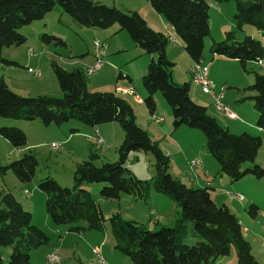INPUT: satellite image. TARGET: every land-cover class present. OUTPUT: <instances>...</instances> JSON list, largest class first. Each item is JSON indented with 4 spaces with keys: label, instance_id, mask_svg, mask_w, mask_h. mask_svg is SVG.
Returning <instances> with one entry per match:
<instances>
[{
    "label": "trees",
    "instance_id": "obj_1",
    "mask_svg": "<svg viewBox=\"0 0 264 264\" xmlns=\"http://www.w3.org/2000/svg\"><path fill=\"white\" fill-rule=\"evenodd\" d=\"M234 1L237 27L252 25L264 33V0H149L152 9L162 15L184 43V50L195 64L203 60L206 37L210 35L211 5ZM60 7L77 24L85 28L109 29L118 25L146 54L155 56L143 76L148 94L144 104L150 113L156 110L155 94L163 95L173 114L174 129L187 127L203 132L206 148L220 165L221 175L233 182L247 177L264 180V166L256 163L262 138L248 133L232 134L211 117L206 107L194 103L190 97V83L178 85L171 79L175 66L166 54L169 37L151 28L138 12L123 13L94 0H0V50L20 47L26 37L19 30ZM46 44L55 42L65 46L62 39L44 34ZM213 55L238 60L245 69L246 62H262L264 46L247 36L237 41L233 32L226 33L222 42L211 46ZM17 66L16 63L2 60ZM52 68L63 93L62 98L49 96L23 97L8 87L0 77V118L36 121L45 126H61L78 121L93 127L118 123L124 132L117 149L118 160L106 162L99 155L77 165L74 185L62 187L47 177L39 184L47 197L46 211L56 226L68 225L70 232L102 231L106 219L95 196L84 190L86 184H106L100 192L104 200L119 199L122 194L147 202L152 189L174 200L179 216L172 227L150 231L145 225L124 220L119 213L109 222L115 238L114 249L127 256L132 264H220L221 258L235 249L238 264H260L252 254L238 217L226 206L217 205L210 188L187 186L169 174L170 158L163 153L148 133L135 120L132 106L114 92H90L81 69L66 71L57 62ZM118 78H122L121 74ZM244 91L254 92L248 97L259 114L258 126H264V74L255 72V83ZM0 137L19 150L27 146L25 132L18 128H0ZM133 152L151 153L155 157L156 176L151 180L137 178L127 167ZM101 161L97 166L95 162ZM249 164L244 168L245 164ZM38 160L32 152L2 165L0 175L13 172L22 183L31 182L38 169ZM248 215L257 219L260 209L251 204ZM195 234L194 245L186 236ZM197 237V238H196ZM49 243L48 235L33 224V217L11 192H3L0 201V248H11L8 260L0 254V264H32L31 252Z\"/></svg>",
    "mask_w": 264,
    "mask_h": 264
},
{
    "label": "rangeland",
    "instance_id": "obj_2",
    "mask_svg": "<svg viewBox=\"0 0 264 264\" xmlns=\"http://www.w3.org/2000/svg\"><path fill=\"white\" fill-rule=\"evenodd\" d=\"M94 1L100 2L101 4L108 7H114L123 13L138 12L141 15L147 14L148 11L152 10L149 0ZM60 13H62L63 16H60ZM236 13L237 8L234 1L220 4L216 3L214 7H211L210 35L206 37L204 41V64H206V66L208 65L210 70L215 69L214 76L216 78H223V80H228L229 82L233 83L240 82L241 84L246 85L244 87H247L255 83V72L264 74V68H262L259 63L252 61L246 62L244 69L243 65L238 60L220 56L214 57L213 53L211 52V46L213 42L215 41L218 43L224 41L226 38V33L228 32H233L237 41L241 42L247 36H251L255 40L260 41L264 46V33L259 32L254 26L248 24L244 25L242 28L237 27L234 20V16L236 15ZM45 23L47 24V32H41L40 30L44 28ZM32 25L33 26H25L19 30V33L23 36L27 34V42L24 45L20 47H12L11 51H13L14 53L8 52V50L5 49L3 50V56H0V77L3 78V80L9 86L10 90L14 91L16 94L23 97H37L39 95H37L36 92H33L30 88L41 90L40 87L48 86L50 87V93L48 94L51 95L46 96L54 98L63 97V93L60 94L61 89L53 71L52 62H57L68 72L74 71L75 68L72 66L65 67L62 61L66 63V61L68 60L65 61L60 59V56L57 57V54L61 55L62 57H69L70 50L68 49L70 47L68 48L62 45H57L55 42L46 44L42 41V36L44 34L52 36L54 32H56L55 34H57V36L58 34H60L57 38H61L60 36L62 34V38H65L66 40L68 39L71 46L74 47V52H76V54H79L77 52H84V50H87L88 46L90 47V49H93L92 46L94 45V42L96 40H98L102 45L106 47V51L108 50L105 54V59L107 60L105 66H103L98 72L87 76V83H90L92 88L91 90H95L94 92H115L116 84H118L119 86L120 83L124 82L123 79H117L118 70H115V68H121L125 72L130 71L134 80V87H140V89H143L147 94L143 86L142 79L143 76H145V74L147 73L148 66L151 63V60L155 56L148 55L139 47H137V45L133 42L130 35L126 31L122 32L123 35H125V38H123L124 36L122 37L120 35H112L114 29L120 28L118 25H116L115 28L111 27L106 30L98 28H85L77 24L70 16L63 13L60 7H57L54 11L49 13L45 19L36 21ZM157 28L160 30L159 27ZM163 33L165 35H170V33H167L166 29ZM168 48L172 51V57L174 58L173 62L175 63V66L172 69L173 76L178 82L176 83L172 79L171 80L178 85H183L190 82L191 91L195 96H197V102L194 101V103H197L199 105L201 104L202 106L207 107L210 116L215 114L220 120L227 121L229 118L228 113H226L224 110H221V107H219L218 104H225L229 98L226 97V99L222 98L221 101H217L213 97L212 93L204 91L200 85L192 80V77H190L188 73L190 71L189 68H192V61L186 51L181 47V45L178 46L170 42L169 40ZM29 49H31L35 53L34 56H28ZM2 58L8 60V62L17 63L18 65H7L6 63L2 62ZM29 59L33 60L34 64L27 66L25 64V61ZM75 59L76 60L72 62H79L80 64L82 63L83 58H81V56L76 57ZM36 63H39V65H35ZM30 66L31 70H37L34 72L30 71L32 73H35V76L29 72ZM40 72L42 75L38 76L37 73ZM51 78L53 79V82L56 81L57 88L60 89H57L56 94L58 95H53L55 94L54 92H56V89H54L51 84ZM40 82H43L42 86L39 85ZM212 92L215 93L213 89ZM243 92H246L245 97L255 94L254 92L250 91L243 90ZM147 96L148 94L146 95V97ZM155 99L159 107L160 114L162 115L163 119L165 118L164 122L167 120V115L170 119L171 124L173 125L172 110L163 95L158 92ZM128 101L132 103L130 99H128ZM132 104L130 105L134 110V115L136 117V115L138 114V116L140 117V125L143 126V128L140 125L138 126H140L142 129H147V120L142 118L143 115L140 110L136 109ZM141 109L143 110L145 118L149 117L150 119H152L151 114L147 110L145 104H143ZM0 121H7V124H9V122L11 124H15V126H12L13 128H18L24 131L27 135L29 145L41 144L38 147H29L27 149L26 146L23 149L26 151L22 153V156L24 153L32 152L33 154H35L39 163L36 175L31 182H20L11 171L4 176L0 175V201L1 194L3 192L13 193L14 196L22 203L24 209L27 212H29V210H33L32 212L35 214V218L33 221L34 225L35 223H39L42 221V214L47 215V197L46 194L39 189V184L43 180H45L47 177H51L56 181L58 179L57 182L62 187H73L74 181H72V173L75 172L77 165L79 164V159L88 158L89 156L96 154L102 156V159L104 161L115 162L117 159H119L116 154V149L119 148L124 138L123 130H119L122 128L118 123H116L117 127H119L118 130H115L117 132L112 131L111 133V130H107V134L102 135V137L97 135L98 137L95 136L91 139L89 137V139H86V141L82 139L83 142L81 143L85 142V145L78 148V150L80 151L76 152L77 150L72 144V149L76 152L72 153L67 145L62 142L63 137L60 132V129H66V127H68L67 123H65V125L63 124L64 126H60V128H58V126L54 124L47 127L40 120H36L33 122L14 119ZM76 123L77 122L74 121L69 125H75ZM100 126L108 127L107 129L110 128V124L99 125L97 127ZM156 127L158 126L156 125ZM146 129L144 130L147 131ZM197 133L202 136L200 141H197L199 149L201 147L203 148L202 150L204 152H208L206 148V138L203 132L198 130ZM157 136L158 140L161 139L162 141H164L165 139H168V137H165L164 135H158V133ZM262 139L264 143V138ZM53 144H56L55 147H53ZM203 144L205 147L203 146ZM57 145L58 147L56 148ZM19 151L20 150L14 148L9 141L5 140L4 138H0V160L2 165L7 166L8 164L20 159L22 156L20 157ZM84 151L85 153H82ZM260 153H264V145L262 149H260ZM209 155L211 154L209 153ZM90 159L91 158L89 157L86 161ZM180 160V157H178L177 159L174 158L175 163H179ZM213 161L218 163L214 158ZM155 163L156 161L153 154L133 152L129 156L126 167L137 178L141 180H151L156 176ZM194 163L190 164L191 172L195 171L194 167H198ZM95 164L97 166H101L102 162L97 161L95 162ZM248 166L249 164L247 163L244 165V168ZM85 187L90 188H84V190L92 193L95 196L98 204L102 209V213L104 215V218L106 219L104 229L102 231H86L78 234L76 232H70V226H56L50 220V226L42 227L44 232L49 237V243L31 252L30 255L32 264H50L47 260L49 256H56L58 258L57 262H53L51 264H100L93 253V250L96 248L100 249L102 257H105L107 260V264H123L122 262L124 260L126 262L125 264H132L131 260L127 256L120 252H117L113 248L116 242L113 236L109 219L114 214L119 213L121 217L127 221L140 222L141 224L145 225L146 228L150 231L159 230L163 227H166L163 226L166 223L167 227H172L175 224L170 223V217L176 215L175 211L177 212V209L179 211L177 203L167 196H165L166 198L163 197L164 195L159 194L154 189H152L151 191L149 200L147 202H143L140 200H136L132 196L126 194H122L121 199L104 200L100 197V192L104 187H106V184H86ZM161 197L162 199L170 201L169 205H167L168 203L164 204L165 202L160 201L159 199H161ZM218 197L220 199H217ZM155 199L156 203L159 204V212L164 211L166 218H168L167 220L160 219V226H158L156 222L161 216V213H153V209L155 208L152 205L155 204L152 201ZM216 199L219 205L228 204L231 208H240L236 204L238 203V201L233 197H230L227 191H218ZM230 199H232L236 203L232 202ZM155 206L157 207V205ZM257 223L258 225L250 227V233H248L247 238L249 240H253L250 245L256 255L255 259L259 263L264 264V229L259 226L263 223L262 220H259ZM246 226L247 225H245V227ZM195 236V234L189 233L185 237L186 242H188L189 245L196 244L197 241L194 240ZM249 240L247 241L249 242ZM110 253H113L115 256L117 255V257H119L117 259L119 260L111 258V256L108 255ZM0 254L5 260H8L11 254V248H0ZM222 259H225L227 264H238L237 254L234 248H232L229 256Z\"/></svg>",
    "mask_w": 264,
    "mask_h": 264
},
{
    "label": "crops",
    "instance_id": "obj_3",
    "mask_svg": "<svg viewBox=\"0 0 264 264\" xmlns=\"http://www.w3.org/2000/svg\"><path fill=\"white\" fill-rule=\"evenodd\" d=\"M47 15H46V17H47ZM141 15L146 20L148 25L151 28H153L155 31L163 33V32H165V29H166L167 33H171V34H173V36L175 35V37H176V33L174 32V29L167 23V21L164 19V17L162 15H159L153 9L151 11H148L147 14H141ZM60 16H63V14L60 13ZM32 24L29 26H33ZM154 24H155V26H154ZM115 26L116 25H114L112 28H115ZM157 27H159L160 30ZM40 31L41 32H47V24L46 23L44 25V28H42ZM122 32L123 31H121L120 28L119 29L116 28V29H114V32L112 33V35H117V36L120 35L122 37L124 36L123 38H125V35H123ZM55 33L56 32H54L52 35L55 37H59L60 34H58V36H57V34H55ZM26 35L27 34H25V37H27ZM60 37H61L60 39H62V41L65 42V47H68V48L70 47L68 49V50H70V55H69V57H62L61 55L57 54V57L60 56V59L65 60V61L68 60V61H66V63H64L62 61V63L65 65V67H68V66L71 67L72 66L75 68V70L81 69L84 72L86 79H87V76H89V74H87V72H86L87 68L89 69L90 67L97 64L98 60L103 61V66H105V63H107L106 62L107 60L105 59V54L107 53L108 50L105 51L104 54H100L99 50H97V48L95 47V42L98 40H96L94 42V45L92 46L93 49H90V47L88 46L87 50H84V52L83 51L77 52L79 54H76V52H74L75 51L74 47L71 46V44L69 43V40L62 38L63 37L62 34ZM108 38H109V36H108ZM26 42H27V40H26ZM214 43H217V42L214 41L213 44ZM177 45L178 46L181 45V47L184 49V43L181 40H179V43ZM11 48L12 47L4 48V49L0 50V56H3V50H5V49H7L8 52H13V51H11L12 50ZM30 50L31 49H29V51ZM29 51H28L29 57H32L35 55V53L32 50L31 51L33 52V54L29 55ZM77 51H80V50H77ZM54 54H56V53H54ZM166 54H167V57L173 62L174 58L172 57V51L168 47L166 49ZM79 56H81V58H83L81 64L79 62H72V61L76 60L75 59L76 57H79ZM213 56L215 57L216 55H213ZM220 57H222V56H220ZM204 59L205 58L203 56V60H202L203 64L205 63ZM2 60H5V59L2 58ZM6 61H8V60H6ZM77 63H78V65H77ZM25 64L27 66H29L31 64L33 65L34 63H33V60L29 59V60L25 61ZM194 64L195 63L192 61V66ZM35 65H39V63H36ZM204 65H206V64H204ZM208 69H209V77L212 81V89L215 92V94L222 93V98H224V99H226V97L229 98L225 104L222 103L223 106H225L227 108V111L220 108L221 110H224L226 113H228L229 118L225 115L228 118V120L227 121L220 120L215 114L211 115V116H213L214 118L217 119L216 121L218 122V124L220 126H222V128H225L226 130H228L232 134L240 135L243 133H249L251 135H254V136L258 135L259 137L264 138V126L263 127L258 126L259 114L256 111V109L254 108L253 102L250 101V99H246V98L251 97V96L248 95V97H245L246 92H243V90L249 86L244 87L246 85H243L240 82L233 83V82H229L228 80H223V78L222 79L216 78L214 76L215 69L210 70L209 66H208ZM115 70H118L117 71L118 72L117 73V79H119V80L123 79L124 82L120 83L119 86H118V84H116L114 93L118 94L122 98H125V100L128 103H130V104L134 103L132 105H134V107L136 109H139L143 115L142 118L147 120V122H148L147 127L148 128L147 129L144 128V129L147 130L146 132L149 134L150 138L154 142L158 143V146L162 149V151L165 153V155L170 157L171 163H170L169 173L173 177L180 180L182 183L186 184L187 186H191L194 188H210L212 198L214 199V201L216 202L217 205H219L217 199H220L219 197L216 199V195H217L218 191H227L228 195L230 197H233L235 200H237L238 203H236L232 199H230V200L232 202H235L240 208L234 209V208H231L228 204H227L228 206L226 204H223V205H226L238 217V219L242 225L243 234H244V237L246 240H249L247 238V235H248V233H250V227L254 226V225H258L257 222L259 220H262V223H263V224H260L259 226H261L264 229V181L256 179L254 177H247L241 182H233L227 176L221 175L219 163H216L215 161H213V158L211 157V155H209L208 152H204L202 150L203 148L200 147V149H199V147L197 145V141H200L202 136L199 133H197L198 130L190 129L187 127H180L178 129H174L173 125L171 124L170 119L167 115H166L167 120L164 122L165 118L163 119L162 115L160 114V110H159V107L157 105V102H156V110L153 114L150 113V111L147 109L149 111V113L151 114L152 119H150L149 117L145 118V115L143 114V110L141 108L144 104V100H145L147 94L145 93V91L143 89H140V87H134V82H133L134 80L132 78V73L130 71L125 72L121 68H115ZM30 71L34 72L37 70H31V66H30L29 72ZM32 72H30V73H32ZM32 74L35 76V73H32ZM120 74H121L122 78H118V76ZM171 74H172L171 75L172 80L177 83L178 81L174 78L173 72ZM40 75H42L41 72H40ZM189 75H190V73H189ZM190 77H191V75H190ZM55 80H56V78H55ZM42 84H43V82L39 83L40 86H42ZM51 84L54 87V89H56V92H54L55 94H53V95H58V94H56L57 89H58L56 81L53 82V79H52ZM87 85H88V90H90V92L95 91V90H91L92 88H91V85L89 82L87 83ZM97 85H100V84H97ZM225 86L228 89H226ZM40 88H41V90L32 89V88H30V89L33 92H36V94L39 96L51 95V94H48V93H50L49 92L50 87L46 86V87H40ZM119 89L130 90L133 92V94L122 93L121 91H119ZM58 90H60V89H58ZM96 91H98V90H96ZM60 92H61L60 94H62V91H60ZM254 95L255 94H253L252 96H254ZM155 97H156V94L154 96V99H155ZM190 97L193 99V101L197 102V98H196L197 96H195L191 91V84H190ZM127 98L130 99L132 101V103L130 101H128ZM155 101H156V99H155ZM139 119H140V117L137 114L135 117V120H136V123L138 125H140ZM0 120H7V119L0 118ZM156 120H161V121L158 122ZM6 122L7 121H0V128L15 126V124H11L10 122H9V124H7ZM71 122H74V121L68 122L67 123L68 127H66V129H60L61 130L60 132H61V135L63 137L62 142L67 145V147L69 148L70 151H72V153L79 152L80 150H78V148L83 147L85 145V142L81 143V142H83L82 139H84L86 141V139H89V137H90V139L95 137V136L96 137H98V136L102 137V135L107 134V130H109V131L111 130V133H112V131L118 130V128H119V127H117L116 123H110V128L107 129L108 127H102V126L93 127V126H90V125H87V124H84V123H81L78 121H76L77 123L75 125L70 126L69 124ZM155 124L160 129L158 127H156ZM64 125H61V126H64ZM50 126H52V125H50ZM16 127H18V126H16ZM141 127L143 128V126H141ZM58 128H60V126H58ZM119 130H122V129H119ZM115 132H117V131H115ZM157 133H158V135H164L165 137H168V139L167 140L165 139L164 141H162L161 139L158 140ZM0 138H2V137H0ZM262 141H263V139H262ZM105 143H106V141H105ZM72 144L75 146V148L77 150L76 152L72 149ZM39 145H41V144L29 145V141L27 138L26 149L29 147H38ZM263 145H264V143L262 144V147H263ZM203 146H204V144H203ZM117 149H116V154L118 156ZM25 151L26 150H23V149L19 151L20 157L22 156V153ZM82 153H85V151ZM100 157L102 159V156H100ZM178 157H180L181 160L179 163H175L174 158L177 159ZM88 158L79 159L78 163L86 161ZM194 162L198 163V164H196L198 167H194L195 171L191 172L190 164H192ZM256 163L258 165H261V166L264 165V153L262 154L259 151ZM73 170H74V168H73ZM73 173H72V181H73V177H74ZM57 181H58V179H57ZM85 186H84V188H86ZM86 189H90V188L87 187ZM237 195H241L243 197V200L238 199ZM163 197H165V196H163ZM121 198H122V196L119 199H121ZM157 200H158V198H157ZM159 200L162 202H165L164 204L168 203L167 205H169L170 201H167L166 199H162V197ZM247 200H248V202H247ZM152 202L155 205H157V207L155 205H152L155 208V209H153V213H161V216L158 218V221L156 222V224L158 226H160L161 225L160 219L167 220L168 218H166L164 211L159 212V204L156 203V199L153 200ZM251 204H255L260 209V215L257 219H252L248 215V208ZM219 206H221V205H219ZM32 211L33 210H29V212L32 214L33 221H34L35 214ZM179 211L177 209V212L175 211L176 215H174L173 217L172 216L170 217V221H171L170 223L176 222V220L178 219V216H179ZM41 220H42L41 222L35 223V225L38 226L39 228H41L42 230H43L42 227L51 225L48 215L42 214ZM138 223H140V222H138ZM166 224H164L163 226L167 227ZM245 225H247V226L245 227ZM104 240H105V238H104ZM252 241L253 240H249V243L251 244ZM98 250L100 251V249H98ZM251 251H252L253 256L256 258V255H255L253 249ZM117 252H119V251H117ZM100 253H101V251H100ZM108 255H110L111 258H113L115 260H119V259H117L119 257H117V255L115 256L113 253H110ZM105 260H106V258H105ZM122 263L125 264L126 263L125 260ZM219 263L220 264H227L225 259H222V258L219 260ZM260 264H262V263H260Z\"/></svg>",
    "mask_w": 264,
    "mask_h": 264
},
{
    "label": "built area",
    "instance_id": "obj_4",
    "mask_svg": "<svg viewBox=\"0 0 264 264\" xmlns=\"http://www.w3.org/2000/svg\"><path fill=\"white\" fill-rule=\"evenodd\" d=\"M170 38L172 39V42L174 44H178L179 43V39H177L175 37V35L173 36V34L170 33ZM95 47L97 48V50H99L100 54H104V52L106 51V47L104 45H102L99 41L95 42ZM33 52L31 51L30 55H32ZM259 65L264 68V65L260 62H258ZM103 66V61L102 60H98L97 64H95L93 67H90L89 69L86 70L87 74L91 75L94 74L95 72H98ZM192 80L197 83L198 85H200L202 87V89L206 92H210L213 94V97L217 100V101H221L222 99V93L219 94H215L212 92V81L209 77V69L208 66L204 65L202 62L198 64V68H190L189 71ZM37 75L39 76L40 73H37ZM119 91H121L122 93H131L133 94L132 91L130 90H123V89H119ZM219 107H224V110L227 111V108L225 106H223L221 103L218 104ZM158 122H160L161 120H156ZM101 142V140H100ZM56 144H53V147H55ZM58 147V145L56 146V148ZM195 165L198 163H194ZM237 197H242L241 195H237ZM243 198V197H242ZM94 255L96 256V258L98 259L100 264H107L106 260L104 257H102L100 251L98 249H94L93 250ZM48 263H53V262H57L58 258L56 256H49L48 257Z\"/></svg>",
    "mask_w": 264,
    "mask_h": 264
},
{
    "label": "bare ground",
    "instance_id": "obj_5",
    "mask_svg": "<svg viewBox=\"0 0 264 264\" xmlns=\"http://www.w3.org/2000/svg\"><path fill=\"white\" fill-rule=\"evenodd\" d=\"M211 7H214V5H211ZM168 37H169L170 42H172V39L170 38V35H168ZM172 43H173V42H172ZM30 53H31V51H30ZM260 63H262V64L264 65L263 61L260 62ZM192 68H198V63L195 64V65H193ZM87 69H88V68H87ZM221 108L224 109V107H221ZM237 198L240 199V200H243L242 197H237Z\"/></svg>",
    "mask_w": 264,
    "mask_h": 264
}]
</instances>
